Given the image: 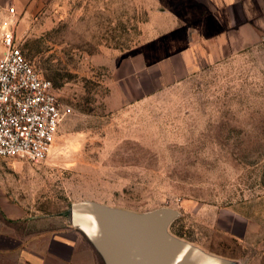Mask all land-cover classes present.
Segmentation results:
<instances>
[{"label": "rangeland", "instance_id": "1", "mask_svg": "<svg viewBox=\"0 0 264 264\" xmlns=\"http://www.w3.org/2000/svg\"><path fill=\"white\" fill-rule=\"evenodd\" d=\"M165 1L45 0L19 33L24 57L71 109L44 160L0 158V198L19 207L10 220L0 213V229L20 246L42 251L74 232L87 242L69 207L89 200L174 209L169 233L223 254V210L264 207V40L161 82L180 65L163 56L181 40L152 23L141 38V24Z\"/></svg>", "mask_w": 264, "mask_h": 264}, {"label": "crops", "instance_id": "2", "mask_svg": "<svg viewBox=\"0 0 264 264\" xmlns=\"http://www.w3.org/2000/svg\"><path fill=\"white\" fill-rule=\"evenodd\" d=\"M44 1L0 0V35L1 23L10 17L9 8L15 12L11 19L19 39V33L28 26L29 17ZM150 23L156 25L157 33L165 38L174 34L181 40V48L163 56L177 57L179 67L169 72L164 68L160 77L164 82L172 75V80L176 81L199 69L201 62L216 63L264 40V0H166L147 10V19L141 24V38H144L143 27ZM3 52L0 40V59ZM169 61L164 58L159 63ZM261 202L264 203V198ZM18 212V206L0 198V213L7 220ZM6 228L0 229V264L10 257L12 264H100L92 247L75 232H71L74 237L51 236L40 251V247L30 249L23 246V242L20 246L13 230ZM213 253L240 264H264V207L253 206L250 213L244 208L223 210V254ZM88 258L91 262H87Z\"/></svg>", "mask_w": 264, "mask_h": 264}, {"label": "water", "instance_id": "3", "mask_svg": "<svg viewBox=\"0 0 264 264\" xmlns=\"http://www.w3.org/2000/svg\"><path fill=\"white\" fill-rule=\"evenodd\" d=\"M178 217L170 208L138 213L89 200L69 207L71 227L84 236L103 264H240L169 233Z\"/></svg>", "mask_w": 264, "mask_h": 264}, {"label": "built area", "instance_id": "4", "mask_svg": "<svg viewBox=\"0 0 264 264\" xmlns=\"http://www.w3.org/2000/svg\"><path fill=\"white\" fill-rule=\"evenodd\" d=\"M1 23L0 158L39 162L46 158L60 123L70 115L53 84L24 57L12 17Z\"/></svg>", "mask_w": 264, "mask_h": 264}, {"label": "trees", "instance_id": "5", "mask_svg": "<svg viewBox=\"0 0 264 264\" xmlns=\"http://www.w3.org/2000/svg\"><path fill=\"white\" fill-rule=\"evenodd\" d=\"M22 52V51H21ZM53 87L55 88V90H56V87L53 85ZM93 249V248H92ZM94 250V249H93ZM95 251V250H94ZM95 253H96V251H95ZM97 254V253H96ZM97 256L99 257V255L97 254ZM99 262H100V264H103V262H102V260H101V258L99 257Z\"/></svg>", "mask_w": 264, "mask_h": 264}]
</instances>
